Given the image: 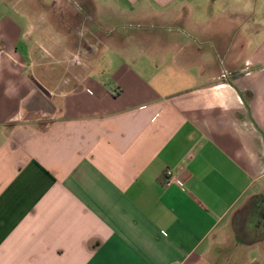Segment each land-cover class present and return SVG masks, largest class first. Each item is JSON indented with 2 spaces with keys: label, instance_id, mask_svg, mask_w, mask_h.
<instances>
[{
  "label": "crops",
  "instance_id": "0c3cea01",
  "mask_svg": "<svg viewBox=\"0 0 264 264\" xmlns=\"http://www.w3.org/2000/svg\"><path fill=\"white\" fill-rule=\"evenodd\" d=\"M259 215L264 0H0V264H264Z\"/></svg>",
  "mask_w": 264,
  "mask_h": 264
},
{
  "label": "rangeland",
  "instance_id": "374dc122",
  "mask_svg": "<svg viewBox=\"0 0 264 264\" xmlns=\"http://www.w3.org/2000/svg\"><path fill=\"white\" fill-rule=\"evenodd\" d=\"M82 40V39H81ZM85 43V41H83ZM102 67V66H100ZM101 70V69H100ZM260 218V219H259ZM253 221L250 223L251 229L250 231H245L244 227L242 228V232L240 230L237 231L238 236H240L243 240L247 241V243L254 240L256 243V246L249 249L248 253L250 257L259 256L261 254L260 247H264V225L262 223L264 222V219H262L261 215L258 217H250V220ZM242 251V250H241Z\"/></svg>",
  "mask_w": 264,
  "mask_h": 264
},
{
  "label": "built area",
  "instance_id": "2783aa9c",
  "mask_svg": "<svg viewBox=\"0 0 264 264\" xmlns=\"http://www.w3.org/2000/svg\"><path fill=\"white\" fill-rule=\"evenodd\" d=\"M173 182H175L176 184H178V185L181 186V184H180L179 182H177V181H173V180H170L169 182H167V184L169 185V184H171V183H173Z\"/></svg>",
  "mask_w": 264,
  "mask_h": 264
}]
</instances>
